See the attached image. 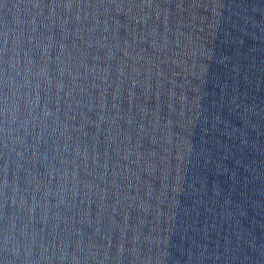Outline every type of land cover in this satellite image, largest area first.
<instances>
[{"label": "water", "instance_id": "water-1", "mask_svg": "<svg viewBox=\"0 0 264 264\" xmlns=\"http://www.w3.org/2000/svg\"><path fill=\"white\" fill-rule=\"evenodd\" d=\"M0 264H264V0H0Z\"/></svg>", "mask_w": 264, "mask_h": 264}]
</instances>
